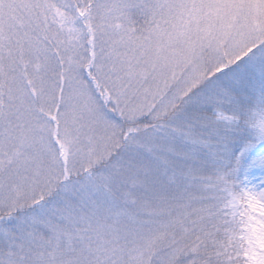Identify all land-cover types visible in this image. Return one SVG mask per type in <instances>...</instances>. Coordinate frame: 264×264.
<instances>
[{"label":"snow or ice","instance_id":"1","mask_svg":"<svg viewBox=\"0 0 264 264\" xmlns=\"http://www.w3.org/2000/svg\"><path fill=\"white\" fill-rule=\"evenodd\" d=\"M0 264H264V0H0Z\"/></svg>","mask_w":264,"mask_h":264}]
</instances>
